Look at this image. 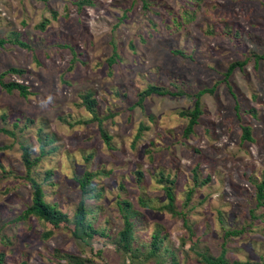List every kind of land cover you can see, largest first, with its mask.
<instances>
[{"label": "rangeland", "instance_id": "374dc122", "mask_svg": "<svg viewBox=\"0 0 264 264\" xmlns=\"http://www.w3.org/2000/svg\"><path fill=\"white\" fill-rule=\"evenodd\" d=\"M0 39V78L27 89L0 84L5 264H206L199 251L222 249L229 261L264 264L255 186L264 172V0H0ZM233 61L242 63L225 75ZM149 84L177 93L138 103ZM205 88L185 135L183 112ZM22 145L38 158L29 173L45 199L70 219L76 177L92 173L85 239L71 220L54 227L22 216L31 199ZM125 217L126 250L117 241Z\"/></svg>", "mask_w": 264, "mask_h": 264}, {"label": "trees", "instance_id": "16d2710c", "mask_svg": "<svg viewBox=\"0 0 264 264\" xmlns=\"http://www.w3.org/2000/svg\"><path fill=\"white\" fill-rule=\"evenodd\" d=\"M82 1V0H80ZM43 26V22L41 23ZM5 40L0 39V43H3ZM6 41L13 42V43H18L19 45L25 46L26 43L19 39L18 37H11L7 38ZM176 52H180L179 50H175ZM242 61H233L229 64L225 75H228V73L237 65L241 64ZM9 70H17L15 67H10ZM0 84L6 88L7 90H10L12 88L17 89L21 94H26L27 89L25 84L10 80V81H5L0 78ZM205 89H201L197 92H194V103L192 108L187 110L186 112H183L187 116V123L183 129V133L185 135L189 134L190 132L193 131V127L195 126V123L197 122L198 116L201 114L202 109H201V102H200V95L201 92L205 91ZM208 90V89H207ZM156 92V93H177L175 91H171L168 89H161L155 84H149L143 92L140 94L138 98V103H141V100L143 99L144 95ZM94 101V98L90 96V92H85L83 94V102L87 108H89L92 112V103ZM234 108H238V102L235 101L234 103ZM94 114V112H93ZM94 118H96L94 116ZM99 119V118H98ZM103 134L108 137L109 134L102 129ZM250 136V129L249 126L247 125H241V138L243 139H249ZM22 159L25 164V177L27 178V181L30 183L31 186V199H30V204L24 208L22 216H30L34 215L46 222L51 223L52 226L57 227L61 222H66L71 220V233L75 237H80L81 239H85V235H90L89 230L91 229L90 227V222L87 220V207L84 201L83 195H85L87 191V185L90 182L91 175L92 173L85 171L83 175L77 176L76 179L79 184V188L81 191V196L78 199L75 209L72 214V218L70 219L67 215L66 212L60 210L55 204H51L48 202L45 197H44V190L42 188L41 183L36 180V178L33 175H30L29 169L32 167V165L36 162L38 159L37 156L35 158H30L29 150L27 146L22 145ZM46 173H48L46 171ZM256 186V198L259 203L264 202V172L262 173L261 178L259 179L258 182L255 183ZM167 196H168V203L167 205L170 207L172 206V195L170 194V191L167 190ZM239 230H226L225 231V236H227L230 233H236ZM52 232V230L47 229L44 232V235H48ZM117 241L120 243L121 247L123 249H128L130 247L131 239H132V227H131V222L130 220L125 217L123 225L120 227V230L118 231L117 235ZM158 233H152L151 235V243L153 244V247L156 248L157 244L156 241L158 239ZM200 256V260L203 261L206 264H251L248 262V260L241 261V260H231L229 261L225 255H224V249L221 250L219 254L216 256H211L209 254H206L204 252H198ZM4 253L1 251L0 252V264H5L3 261ZM77 263L83 264L80 258L75 259ZM24 264V263H23Z\"/></svg>", "mask_w": 264, "mask_h": 264}]
</instances>
